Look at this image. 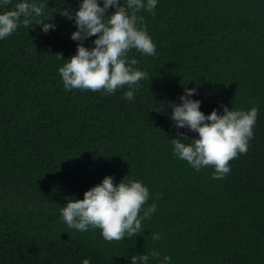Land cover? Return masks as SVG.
Instances as JSON below:
<instances>
[{
    "label": "trees",
    "instance_id": "trees-1",
    "mask_svg": "<svg viewBox=\"0 0 264 264\" xmlns=\"http://www.w3.org/2000/svg\"><path fill=\"white\" fill-rule=\"evenodd\" d=\"M20 2L0 0V13ZM28 2L46 5L37 19L55 9L45 23L56 28L44 33L34 21L0 40V264H131L137 255H149L148 264L165 256L168 264H264V0H157L138 12L156 55L128 53L148 74L132 100L127 86L65 89L59 68L79 41L74 20L60 13L74 14L82 0ZM186 88L196 89L190 98L205 115L223 114L222 105L258 109L247 153L222 180L173 155L177 133L198 137L171 119ZM105 176L148 188L144 208L155 203L156 211L137 236L108 242L99 229L63 222L68 199H83Z\"/></svg>",
    "mask_w": 264,
    "mask_h": 264
},
{
    "label": "clouds",
    "instance_id": "clouds-1",
    "mask_svg": "<svg viewBox=\"0 0 264 264\" xmlns=\"http://www.w3.org/2000/svg\"><path fill=\"white\" fill-rule=\"evenodd\" d=\"M2 2L8 5L11 0ZM102 3L103 6L99 0H82L74 14L68 9L60 13L74 20L77 31L72 33L71 39L79 43L76 54L59 68V75L66 90L114 94L127 86L129 90L124 97L132 100L139 82L147 79L148 74L133 67L138 61L129 60L128 53L136 50L146 56L156 55V45L137 13L142 9L152 12L157 0H146V3L145 0H124L122 4L121 0H102ZM110 7L115 9L111 14L108 13ZM46 9L43 3L23 0L15 4L13 10L0 13V40L12 35L21 24L29 28L34 21L44 33L54 30L56 25L45 21L52 19L55 9H48L46 20L37 19L45 15ZM93 36L97 37L93 41L94 47H85L84 41ZM56 55L57 59H65L62 54ZM194 94L195 88H186L185 94L180 96L182 103L171 105L175 127L188 128L198 134L197 138L190 139L177 133V137L182 138L171 140L173 155L197 172L214 168L212 179L222 180L231 171L230 162L247 153L249 141L254 138L258 109L229 110L222 105L223 114L213 109L205 115L200 110L201 101L190 98ZM149 198V190L142 182L126 177L116 184L112 176H105L100 184L84 192L83 199H68L60 209V215L69 229L80 232L99 229L104 240L122 241L137 236L142 219H149L155 213V203L144 208ZM152 239L159 240V234H152ZM150 256L159 259L160 254L152 251ZM149 258V255L132 256L131 264H148ZM170 260L171 257L165 256L162 264H168ZM83 264H90V261L85 259Z\"/></svg>",
    "mask_w": 264,
    "mask_h": 264
}]
</instances>
